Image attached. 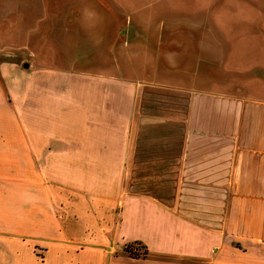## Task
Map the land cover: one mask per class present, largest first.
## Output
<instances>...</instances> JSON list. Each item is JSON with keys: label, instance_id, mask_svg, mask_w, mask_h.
Returning <instances> with one entry per match:
<instances>
[{"label": "crops", "instance_id": "0c3cea01", "mask_svg": "<svg viewBox=\"0 0 264 264\" xmlns=\"http://www.w3.org/2000/svg\"><path fill=\"white\" fill-rule=\"evenodd\" d=\"M85 2L0 60V264H264V95L222 29Z\"/></svg>", "mask_w": 264, "mask_h": 264}, {"label": "rangeland", "instance_id": "374dc122", "mask_svg": "<svg viewBox=\"0 0 264 264\" xmlns=\"http://www.w3.org/2000/svg\"><path fill=\"white\" fill-rule=\"evenodd\" d=\"M83 1L90 6L89 0H0V60L25 65L30 62L32 53H38L37 47L45 50L48 38H71L69 29L66 33L48 29V9L78 7L84 5ZM159 1L167 6V22L193 21L221 28L215 30V35L225 34L229 59L234 61L236 57L237 62L242 63L241 73H246L240 79L243 87L247 92L256 89L259 95H264V0ZM157 3L153 2L149 8L153 9ZM80 32L83 34L85 30ZM75 35L79 37L78 30ZM68 48L61 45L54 64L63 65L57 56L66 57L63 51ZM42 54L40 52L37 59Z\"/></svg>", "mask_w": 264, "mask_h": 264}, {"label": "trees", "instance_id": "16d2710c", "mask_svg": "<svg viewBox=\"0 0 264 264\" xmlns=\"http://www.w3.org/2000/svg\"><path fill=\"white\" fill-rule=\"evenodd\" d=\"M121 251L131 257H144L146 254L145 247L140 242L126 244L121 248Z\"/></svg>", "mask_w": 264, "mask_h": 264}]
</instances>
